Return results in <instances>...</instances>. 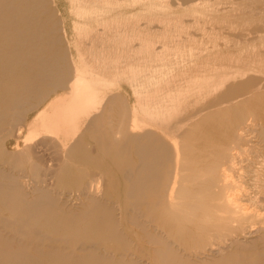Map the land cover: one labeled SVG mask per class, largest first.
Returning <instances> with one entry per match:
<instances>
[{"label":"bare ground","instance_id":"6f19581e","mask_svg":"<svg viewBox=\"0 0 264 264\" xmlns=\"http://www.w3.org/2000/svg\"><path fill=\"white\" fill-rule=\"evenodd\" d=\"M66 1L0 0V264H264V0Z\"/></svg>","mask_w":264,"mask_h":264},{"label":"rangeland","instance_id":"374dc122","mask_svg":"<svg viewBox=\"0 0 264 264\" xmlns=\"http://www.w3.org/2000/svg\"><path fill=\"white\" fill-rule=\"evenodd\" d=\"M56 1H57V4L59 5V8H60L62 14L65 17V20L67 21V24H68L67 26L69 28H71L70 25L72 23L73 16L70 13V5H69V3L66 0H56ZM184 19H185V21L187 23H189L190 20H191V18L188 17V16H184ZM159 25H161V24L158 22V18H157V21L154 22V26H159ZM125 87H126V90H127V92L129 93V96H130V92L131 91L129 90V88L127 86H125Z\"/></svg>","mask_w":264,"mask_h":264}]
</instances>
